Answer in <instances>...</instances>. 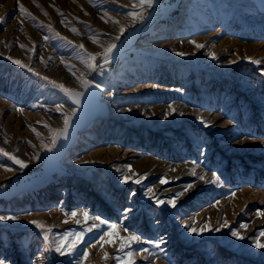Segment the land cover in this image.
Here are the masks:
<instances>
[{"label":"rangeland","instance_id":"rangeland-1","mask_svg":"<svg viewBox=\"0 0 264 264\" xmlns=\"http://www.w3.org/2000/svg\"><path fill=\"white\" fill-rule=\"evenodd\" d=\"M19 4L31 16L17 0H0V149L27 167L0 153V191L20 188L0 197V216L18 217L0 221V260L124 264L132 251L135 264H264V248L255 246L264 244V0ZM169 7L134 38L153 13ZM112 44L108 55L118 58L103 65ZM88 53L97 57L95 80L111 97L105 115L48 179L49 129H62L64 115L76 110L50 81L79 89L80 73L92 71ZM180 192L174 208L156 203ZM84 212L106 223L85 221ZM30 221L51 229L47 240ZM67 233L83 237L69 236L64 247L75 246L60 255L55 244ZM129 234L141 241L121 251L119 237ZM161 240L160 249L151 243Z\"/></svg>","mask_w":264,"mask_h":264},{"label":"snow or ice","instance_id":"snow-or-ice-1","mask_svg":"<svg viewBox=\"0 0 264 264\" xmlns=\"http://www.w3.org/2000/svg\"><path fill=\"white\" fill-rule=\"evenodd\" d=\"M17 2H18V5H19V11H20L21 13H23V14H26V15H28V16H31V13H29V12L27 11V9H25V8L23 7L22 4H19V0H17ZM138 2H139L141 5H143V4H145V3L151 5L152 0H138ZM61 15H63V14L61 13ZM129 15H130V16H133V18H135V15H136V14L133 12V13H129ZM32 18L35 19V17H32ZM142 18H143V17H141V19H142ZM113 23H119V22H118V21H113ZM73 31L75 32V31H77V30H76V29H73ZM120 31H121V32H124L125 29L121 28ZM45 39H47V37H45ZM116 39H119V37H117ZM192 43L196 44L195 41H192ZM204 46H205V45H203V44H196V47H197V48H203ZM21 47H24V46L21 45ZM79 47H80V48H83L84 46H83V45H79ZM115 47H116V45H115V44H112V45H110V46L106 49V52H105V55H104V63H108V62H109L110 57H109L108 54L111 53L112 50H113ZM180 55H184V53H180ZM87 56H88V60H86L85 63L88 64V67H89L92 71H95V70H96V67L94 66V62H95V60H96V58H97L96 55H93L92 53H88ZM9 59H11V57H9ZM89 60H90L92 63H88ZM232 62L235 63V61H232ZM252 62H253V63H260V61H252ZM13 63H15V64H19L21 67H27L26 65H24V64H23L21 61H19V60H13ZM66 67H67V65H66ZM28 71L31 72L32 69L29 68ZM69 71H71V68H69ZM35 75H39V74H38V73H35ZM73 75H75V73H73ZM42 79H44V80H48L47 77H42ZM77 79H79V78H77ZM50 83H51V85H52L54 88L59 89V90H60L61 92H63L66 96H68V97L71 99V101H72L73 104H79V103L81 102V97H82L83 93H81V92H75V91H73V90H70V89L66 88L63 84H58L56 81H50ZM81 83H82V85H83L86 89H87L88 87H92V86H94V87L97 88V89H99V88L101 87V85L98 84V83L93 85V82L90 81V80H87V79L82 80ZM17 110H18V111H23V109H17ZM56 110L59 111L60 108L58 107ZM175 111H176V109H174V108L171 109V112L174 113ZM75 114H76V110L73 109L72 112H71V115H69V114H65V115H64V127H63V129H49L50 131H52V132L54 133V135H53V137H52V144H53V145H55V144L57 143V140H58V139H61V138H63V139H67L68 129H69L70 125H71V119H72V117L75 116ZM180 114L183 115V113H180ZM202 122H203V121H202ZM45 127H48V126L45 125ZM33 131H35V129H33ZM39 135H40V134L37 132V136H39ZM47 151H52V149H51V148H47ZM0 153H3V155L7 156L10 160H12L13 163H15V164H19L21 168L27 167V164H26L23 160L18 159L16 156L11 155L10 153L4 151L3 149H0ZM37 158H38V157H37ZM127 167H128V169H129V171L131 172V171H132V169H131V165H128ZM193 174H195V173L193 172ZM214 177H215V174H214ZM201 178H202V177H201ZM217 179H218V177H217V178H214V179L211 181V183H216V180H217ZM128 180H129V177H128V176H125V177H124V181H125V182H128ZM134 182H135V183H139L140 180L137 179V180H135ZM167 182H168V181H167L166 179H161V181H160L161 184H165V183H167ZM191 187H192L191 185H188L187 188L185 189V191H187V189H188V188H191ZM151 191H152V190L149 189V192H151ZM183 194H184L183 192L177 193L175 197H173L172 199H169L168 201L160 200V199L157 198V199H156V203H157V204H161V205L167 203V204L171 205V206L174 208V207L176 206L175 201H176L177 199H179V197L182 196ZM71 215H72L73 217H75V216L77 215V213H76V212H72ZM83 217H84L85 221H87V220H89V219L91 218V219L99 220V221H100V224H104V223H106V221L101 220L99 217H89V213H88V212H84V213H83ZM15 219H18V217H15V216H0V221H4V220H15ZM76 222H77V223H80L79 220H77ZM30 223L36 225L37 228H40L41 231L44 232V238H45V240L48 239V233L51 232V229H50V228L45 229L44 225H43L41 222H39V221H30ZM97 226H98V225L93 224V225H91V226L87 229V231H91L93 227H97ZM225 226H227V222H226V221H225ZM241 227H247V226H246V225H242ZM110 228H111V229H116V228H117V225L112 224V225H110ZM205 230H211V229H206V228H200V229H197V228H191V229H190L191 232H193V233H197V234H202ZM219 230H220L219 228L216 229V231H219ZM125 231H127V229H125ZM73 235H75L76 239H82V237H83V233H77V234L67 233V234H65L64 237H62L59 241L56 242V244H55V248H54V251L57 252V253H59L60 255H65L66 251H71V249L75 246L74 243H70L69 246H68V248H65V247H64V241L67 240L69 236H73ZM231 235H232V236H235V237H237V238H239V239H244V237L241 236V235L239 234V232H237V231H233V232L231 233ZM104 236H110V233H105V234H104L103 236H101L99 239H100L101 241H103V240H104ZM261 236H264V232L261 233ZM119 239H120V241H121V243H120V250H121V251H123L126 247H129L132 243L140 242V241H141V237L138 236V235H135V234H129L127 237H119ZM162 242H163V240H161V242H159V243H158V242H151V243H153V245H154L155 248L160 249V244H161ZM255 246H256L257 248H264V244L259 243V241L256 242ZM49 250H53L52 247H51V245L49 246ZM141 251H143V252H149V249L144 248V249H142ZM87 256H88V253L85 252V253H84V257H85V259H87ZM133 256H134V253H133L132 251H128V252H126V256H125V258H124V264H135V261L132 259ZM107 258H108V256H107V253H106V254H105V259H107ZM0 264H5V261L0 260Z\"/></svg>","mask_w":264,"mask_h":264},{"label":"water","instance_id":"water-1","mask_svg":"<svg viewBox=\"0 0 264 264\" xmlns=\"http://www.w3.org/2000/svg\"><path fill=\"white\" fill-rule=\"evenodd\" d=\"M94 84L96 83L93 82ZM82 87V90L75 91L83 93L79 104H73L69 98L71 103L76 107V114L71 119L67 139L61 138L57 140V143L53 146L52 151L47 157V162L43 166V169L48 170V178H51L58 171L61 162L75 146L80 134L105 115V104L101 88L97 89L92 86L86 89L83 85Z\"/></svg>","mask_w":264,"mask_h":264},{"label":"bare ground","instance_id":"bare-ground-1","mask_svg":"<svg viewBox=\"0 0 264 264\" xmlns=\"http://www.w3.org/2000/svg\"><path fill=\"white\" fill-rule=\"evenodd\" d=\"M172 10V7H169V8H165V9H162L160 11H156L155 13H153L149 18L148 20L140 27L138 28L135 32H134V38H137L138 36H140L141 34L145 33L146 31H150L153 27V25L160 19L162 18L163 16H166L168 15ZM134 40L132 41V43H130V46L129 48H133L134 47ZM127 48V47H126ZM128 49V48H127ZM116 57V58H115ZM117 55H114V56H111L110 59H109V62L108 63H104L103 62V65H109V64H112L116 61L117 59ZM111 66V65H110ZM95 76H96V71H91L90 73H80L79 75V82H80V88L79 89H76V90H73V91H80L82 90V83L81 81L82 80H85V79H88L90 81H93L94 83H98L101 85V90L103 92V99H104V104L107 105V101L108 99L111 97V91L110 89L108 88V85H104L102 83H99L98 81L95 80ZM95 123V122H94ZM94 123L87 129V130H90L93 128L94 126ZM86 130V131H87ZM48 178V177H47ZM49 179V178H48ZM20 190L19 187L13 185L12 189L10 191H5V190H1L0 191V197H3V196H9L11 194H13L14 192Z\"/></svg>","mask_w":264,"mask_h":264}]
</instances>
